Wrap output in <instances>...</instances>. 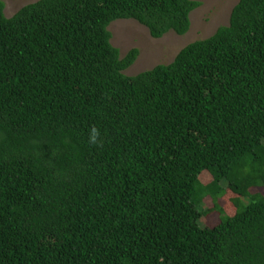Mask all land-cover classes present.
I'll list each match as a JSON object with an SVG mask.
<instances>
[{
	"label": "trees",
	"instance_id": "obj_1",
	"mask_svg": "<svg viewBox=\"0 0 264 264\" xmlns=\"http://www.w3.org/2000/svg\"><path fill=\"white\" fill-rule=\"evenodd\" d=\"M201 5L38 0L8 17L0 0V264H264V0L136 75L139 49L112 43L117 19L184 35Z\"/></svg>",
	"mask_w": 264,
	"mask_h": 264
},
{
	"label": "rangeland",
	"instance_id": "obj_2",
	"mask_svg": "<svg viewBox=\"0 0 264 264\" xmlns=\"http://www.w3.org/2000/svg\"><path fill=\"white\" fill-rule=\"evenodd\" d=\"M6 4L5 13L8 17L13 16L23 6L38 0H3ZM202 5L191 13V28L188 33L180 35L170 31L161 38H155L149 29L132 18L117 19L110 25L113 33L112 43L121 51L124 57L132 48L139 49V56L135 63L125 70L128 75H136L149 70L158 64L171 63L177 54L187 45L197 40L212 36L222 25L230 22L233 8L239 0H201ZM209 173L202 175L207 182L211 179ZM253 192L264 194V188H254ZM235 195L228 191L220 199V204L228 215H234L236 208L232 203ZM214 206L211 197H207L204 208ZM220 213L213 212L201 220V225L215 226L220 222Z\"/></svg>",
	"mask_w": 264,
	"mask_h": 264
},
{
	"label": "clouds",
	"instance_id": "obj_3",
	"mask_svg": "<svg viewBox=\"0 0 264 264\" xmlns=\"http://www.w3.org/2000/svg\"><path fill=\"white\" fill-rule=\"evenodd\" d=\"M93 139H95V136H93Z\"/></svg>",
	"mask_w": 264,
	"mask_h": 264
}]
</instances>
